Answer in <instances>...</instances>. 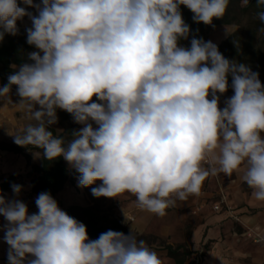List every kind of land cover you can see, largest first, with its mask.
<instances>
[{
    "label": "clouds",
    "instance_id": "1",
    "mask_svg": "<svg viewBox=\"0 0 264 264\" xmlns=\"http://www.w3.org/2000/svg\"><path fill=\"white\" fill-rule=\"evenodd\" d=\"M22 3L38 15L18 0H0V40L17 35V21L28 16L27 43L39 50L0 87L5 97L16 86L17 106L35 121L12 135L16 145L42 149L48 161L62 157L78 173L79 187L100 181L91 188L94 197L128 192L139 208L158 216L176 199L198 195L209 175L231 176L242 165L243 181L264 201L259 73L225 58L212 41L193 37L188 48L179 43L191 31L181 5L194 22L212 25L229 0ZM257 16L264 23V11ZM228 75L234 95L221 109L217 93L227 91ZM57 109L83 125L67 145L49 130L58 122ZM11 187L18 196L22 186ZM35 203L38 213L29 215L24 202L0 195L8 264H162L133 226L128 235L109 229L92 240L86 225L50 193H40Z\"/></svg>",
    "mask_w": 264,
    "mask_h": 264
},
{
    "label": "crops",
    "instance_id": "2",
    "mask_svg": "<svg viewBox=\"0 0 264 264\" xmlns=\"http://www.w3.org/2000/svg\"><path fill=\"white\" fill-rule=\"evenodd\" d=\"M225 100L219 98L221 109L225 107ZM203 166L208 168L210 165L205 162ZM244 170L245 166L242 165L231 176L224 173L209 175L204 181L207 184L204 193L190 194L184 200L176 199L172 209H166L164 216L142 210L137 205L136 197L128 192L115 198L100 197L99 202L109 208L110 218L127 226L129 233L133 226L138 238H156V243L152 241V244L147 246L157 253L161 261L164 257L165 264H176L175 259L169 257L165 247H172L174 250L182 247L180 259L183 264L187 263L182 258L186 251L191 253L192 264V255L200 250H205L208 264H264V242H255L257 236L264 241V201L256 200L252 194L253 189L243 181ZM100 183L97 181L92 186L96 187ZM92 186L82 188L78 183L68 185L65 190L70 200L66 203L63 201L61 194L64 190L56 197L59 208L63 211L71 205L93 208V202L89 204L83 199L87 198L86 193ZM221 188L227 203L235 209L240 218V223L234 221L226 211H213V206L221 202ZM30 191L29 194L32 195ZM36 198L32 195V198L19 199L27 205L29 215L38 213ZM98 199L94 197L95 201ZM0 222V257L4 259L7 258L9 248L3 238L4 226L8 222L4 217ZM247 229L251 235L249 239L243 237Z\"/></svg>",
    "mask_w": 264,
    "mask_h": 264
},
{
    "label": "trees",
    "instance_id": "3",
    "mask_svg": "<svg viewBox=\"0 0 264 264\" xmlns=\"http://www.w3.org/2000/svg\"><path fill=\"white\" fill-rule=\"evenodd\" d=\"M185 23L190 26V35L187 40H180V45L190 43L193 37L203 38L206 41V33L213 26H231L241 25L246 20L250 25L255 24L258 28L254 33L253 41L248 48H244L241 44V37L243 34V28L238 32L231 35L221 46L218 47L222 54H225V58L229 60H235L248 54L256 57L261 56L264 62V51L256 48V40L258 35L263 32L264 23H262L257 16L259 11H264V7H257V0H249L248 4L244 6L242 0H229L228 7L225 15L220 18H214L212 25H205L204 23H196L193 21V13L185 6H180ZM18 28V34L13 36L5 33L3 40H0V87H3L8 83V76L12 74L16 68L22 63L31 61L28 60V53L33 51H39L35 46L27 43V28ZM198 30V31H197ZM42 55V53H41ZM242 56V58H243ZM241 59V58H240ZM228 89L225 93L220 94L219 98L222 100L231 98L234 95V90L231 87L232 77L228 75ZM12 88H16L13 86ZM67 113V112H66ZM67 117H72L71 114L67 113ZM75 129H69L61 135L53 134L54 137L63 138L65 145L73 139L72 133ZM2 151L8 152L14 155H24L27 159L28 165L31 167V191L30 193L36 197L42 192H48L56 200V197L62 193L68 185H74L78 183V173L73 169H69L66 165V161L60 157L53 161H48L43 158V150L34 148L29 145L25 148L18 146H9L1 149ZM34 151L41 155V165H33L31 163V156L26 154V151ZM17 177L11 176L0 183V194H7L12 190V185L16 184ZM68 215L75 218L86 225L89 239L95 240L99 235L107 230L119 231L125 235L129 234L127 226L122 222L110 218L102 217L98 211L93 208H84L77 205H71L67 207L65 211ZM145 241L146 245L150 246L157 242L156 238L153 237H139ZM170 258L175 259L176 264H183L180 259V251L182 247L173 249L172 247H165ZM186 257V254H183Z\"/></svg>",
    "mask_w": 264,
    "mask_h": 264
},
{
    "label": "rangeland",
    "instance_id": "4",
    "mask_svg": "<svg viewBox=\"0 0 264 264\" xmlns=\"http://www.w3.org/2000/svg\"><path fill=\"white\" fill-rule=\"evenodd\" d=\"M34 3L42 4V0H34ZM18 5L20 7H25L26 10L33 15H38V12L35 8L24 5L22 3V0H18ZM31 26V20L28 16H25L22 20L17 21V27L29 28ZM241 28H243L241 44L244 46V48H248L253 41L254 33L258 28L255 26V24L250 25V23H248L246 20H244L241 25L213 26L206 33V41H212L219 47L231 35L238 32ZM255 44L257 49H262L264 51V31L258 35ZM181 46L188 48L190 47V43H186L185 45ZM241 54L243 56V51L241 52ZM223 56L225 57V54H223ZM242 56L240 57L241 59L238 57L235 59V61L244 63L248 65L252 71L259 73L261 84L264 85V62L261 59V56L257 55L256 57H254L248 54L244 55L243 58ZM217 95L219 96V93H217ZM20 100L21 97H19L17 94V88H12L9 96L0 97V183L11 176H15L17 177L16 184L22 186V190L18 196L13 191L7 194H0L3 195L7 200L26 199L30 197L32 198V195L29 194L32 179V177L30 176L31 167L28 165L26 157L24 155L10 154L1 150L4 147L18 146L14 143L13 136L22 135L23 129H25L29 124L35 123V121L30 118L29 113L26 109H20L17 106ZM93 100H96V97H93ZM36 108L38 109L39 106L37 105ZM57 117L58 122L54 125H51L49 127V130L52 131L53 134L55 133L58 136L65 133L69 129H75V131H78L83 127V125L75 123L73 117H67L66 111L57 109ZM93 126L96 127V125ZM261 138L264 139V133L261 134ZM26 154L31 156V163L33 165H41V155L39 153L27 150ZM66 165L69 169H71L67 162ZM91 188L86 193L87 198L83 197V199H86V202H88L89 204L93 202L95 204L93 209L98 211L102 217H109V208L105 207L101 202H99L101 201L100 198L97 201L94 200ZM72 193L77 194V192ZM61 195L63 196V201L65 203L70 200V196L69 194H67L66 190ZM80 199H82V197ZM2 217L3 216H0L1 221ZM249 232V229L244 231L243 237L245 239L250 238ZM185 254L188 258H186L185 256L182 258L186 260V264H190L191 253H188V251H186ZM165 261V258L162 257V264H165ZM0 264H8L7 258L3 259L2 257H0Z\"/></svg>",
    "mask_w": 264,
    "mask_h": 264
},
{
    "label": "built area",
    "instance_id": "5",
    "mask_svg": "<svg viewBox=\"0 0 264 264\" xmlns=\"http://www.w3.org/2000/svg\"><path fill=\"white\" fill-rule=\"evenodd\" d=\"M206 189H207V184L205 182H203L200 193H202V192L204 193L206 191ZM221 192H222L221 202H220V204L213 206V211L215 213H219L221 211H226L230 215V217L232 219H234V221H236L237 223H240V218L236 215L235 209L227 203L226 198L223 194L222 188H221ZM168 209L171 210L172 206L169 207ZM250 237H251V235H250ZM255 242L260 243V242H264V241L259 236H257ZM191 260H192V264H208L207 260H206V252L204 250H200V251L195 252L192 255Z\"/></svg>",
    "mask_w": 264,
    "mask_h": 264
}]
</instances>
